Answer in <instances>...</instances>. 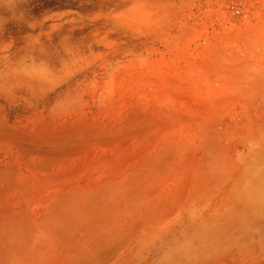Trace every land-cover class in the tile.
I'll list each match as a JSON object with an SVG mask.
<instances>
[{"label": "rangeland", "instance_id": "obj_1", "mask_svg": "<svg viewBox=\"0 0 264 264\" xmlns=\"http://www.w3.org/2000/svg\"><path fill=\"white\" fill-rule=\"evenodd\" d=\"M0 264H264V0H0Z\"/></svg>", "mask_w": 264, "mask_h": 264}, {"label": "built area", "instance_id": "obj_2", "mask_svg": "<svg viewBox=\"0 0 264 264\" xmlns=\"http://www.w3.org/2000/svg\"><path fill=\"white\" fill-rule=\"evenodd\" d=\"M235 12H236V14H237V15H240V16L242 15V11H241V10H239V9H238V10H236Z\"/></svg>", "mask_w": 264, "mask_h": 264}]
</instances>
